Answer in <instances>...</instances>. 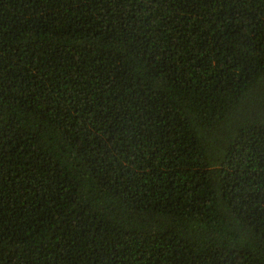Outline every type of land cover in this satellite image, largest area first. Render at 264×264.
Masks as SVG:
<instances>
[{"label": "trees", "instance_id": "1", "mask_svg": "<svg viewBox=\"0 0 264 264\" xmlns=\"http://www.w3.org/2000/svg\"><path fill=\"white\" fill-rule=\"evenodd\" d=\"M0 264H264V0H0Z\"/></svg>", "mask_w": 264, "mask_h": 264}]
</instances>
